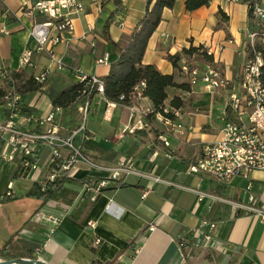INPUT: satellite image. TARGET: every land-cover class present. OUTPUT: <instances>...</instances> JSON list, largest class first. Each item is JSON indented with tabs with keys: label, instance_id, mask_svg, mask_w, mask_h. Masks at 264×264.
Here are the masks:
<instances>
[{
	"label": "crops",
	"instance_id": "1",
	"mask_svg": "<svg viewBox=\"0 0 264 264\" xmlns=\"http://www.w3.org/2000/svg\"><path fill=\"white\" fill-rule=\"evenodd\" d=\"M36 1L41 0H0V29L9 32L0 35V71L20 76L12 87L29 110V114H20L19 124L30 132L47 128L36 121L44 119L54 108V98L81 76L102 79L108 74L117 56L103 36L106 21L114 14L109 38L116 44L125 42L144 15L147 0H120L117 13L111 0H77L83 10L73 18V29L62 33L60 43L53 48L34 54V70H22L18 67L21 53L35 48L29 31L34 22L46 18L37 15L32 20H4L2 12H16L22 4ZM184 3L175 0L173 9L162 11L142 64L153 65L164 75H174L177 83H188L180 72L185 58L175 70L167 56L202 46L212 54V65L228 81V89L214 95L198 83L188 92L168 90L169 99L178 96L186 102L175 120L184 127L183 136L171 135L168 124L158 115L150 118L149 128L137 129L138 121L143 120L140 112L94 94L85 122L89 139L82 141L78 136L74 142L95 167L81 166L65 185V191L46 202L34 196L33 190L49 173L50 149L37 145L34 159L38 169L26 171L18 161L9 164L1 158L2 144L0 250L11 240L15 253L36 255L47 264H91L94 260L103 264H264V221L223 201L264 205V172L254 171L248 178L234 177L228 183L202 173H187L203 145L219 137L225 98L239 86L247 34L258 29L259 21L250 16L247 4L242 2L210 0L208 6L193 12H187ZM257 3L264 8V0ZM104 58L106 62L98 63ZM190 62L200 70L206 66L194 57ZM42 70H48L45 83L39 90L21 96L26 83ZM214 105L220 107L216 119L211 115ZM134 106L152 109L147 98ZM84 107L83 98L61 108L54 121L60 135L66 136L81 124ZM26 116L35 121L25 123ZM6 117L7 111L0 103V122ZM159 135L167 138L169 147L163 145ZM124 158H132L137 170L153 171L172 185L152 184L136 176L112 180L106 168ZM101 182L105 186L100 194L84 189L85 184L96 187ZM149 185L152 192L142 199L143 189ZM9 188L13 198H5ZM192 190L204 196L200 198ZM110 202L113 214L105 211ZM50 218L58 223L54 225ZM204 221L215 223L213 235L223 242L222 250L203 246L195 230ZM95 240H99L98 246Z\"/></svg>",
	"mask_w": 264,
	"mask_h": 264
},
{
	"label": "built area",
	"instance_id": "2",
	"mask_svg": "<svg viewBox=\"0 0 264 264\" xmlns=\"http://www.w3.org/2000/svg\"><path fill=\"white\" fill-rule=\"evenodd\" d=\"M232 1L238 2L237 0ZM250 8L251 16L259 21V27L247 34L245 47L248 46L251 51L250 55L245 52L238 89L233 90L225 98L224 107L221 111L222 126L218 139L204 144L198 158L187 168L188 174H206L220 183H228L238 176L248 178L254 171L264 172V84L261 81L262 68H264V8L259 6L257 0H254ZM82 10L83 5L77 0H41L31 4L24 3L16 12L5 9L2 12L4 20L10 17L17 20L20 18L32 20L37 15L46 18L45 21L33 23L29 36L33 40L35 48H27L21 53L18 67L22 70H34V54L45 49H51L60 43L62 33L73 29V18L80 14ZM8 33L4 28L0 29V35H7ZM258 45L260 49L257 48ZM207 53L211 55L208 49ZM106 61L107 59L104 58L99 60L98 63ZM180 72L187 78L190 86L201 83L204 90L209 94H219L220 91L227 90L229 86L228 81L211 64H206L203 70H200L185 59L180 66ZM47 76L48 70H42L33 76V80L42 85L47 80ZM86 78L81 76L79 80L84 81ZM0 80L3 83V86H0V90L3 92L0 103L7 111L6 120L0 122V148L2 144L4 146L1 158L5 162L12 164L18 161L21 169L35 171L38 169L37 162L34 159L35 147L44 145L49 148L51 152L49 173L46 180L40 184L42 190H45L49 184L54 183L60 177L72 178L81 166L95 167V164L74 141L78 136H81L82 141L89 139L85 124L89 98L94 94L103 95V82L101 79L89 77L88 90L84 92L86 97L84 98L85 107L82 110V122L66 136L60 135L58 127L54 124L56 114L61 112L59 107H54L44 119L36 121L39 125H47L44 131L30 132L22 128L19 124L20 96L12 87L14 80L11 72L1 70ZM143 88V83L135 88L134 97L137 103L143 99ZM132 108L143 116V120L138 121L135 128H149L150 125L145 117L151 114L153 110L140 109L136 106H132ZM163 113L171 115L170 118H167L158 114L168 124L170 134L183 136L185 133L184 127L175 122L180 117V111L165 107ZM32 120H34L32 116L24 118L25 123ZM158 139L165 147H169L170 144L164 135H159ZM64 151L65 155L63 154ZM106 170L110 173L112 180L136 176L149 180L152 184L166 183L155 176L153 171L141 172L137 170L132 158H124L115 165L107 167ZM104 186L105 182L99 183L96 187L85 184L84 189L100 194ZM250 188L251 184L249 183L247 189ZM151 192L152 185L145 187L141 198H146ZM194 192L198 193L200 198L204 196L198 191ZM5 198H13L11 188L6 192ZM223 201L231 204L236 210L242 211L245 215L250 214L264 221V205L257 206L255 202L248 205ZM105 211L108 214H113L112 202L106 206ZM51 220L54 225L58 223L57 219ZM215 228V223L204 221L195 230V233H200V240L204 247L222 250L223 242L213 235ZM95 245H99V240H95Z\"/></svg>",
	"mask_w": 264,
	"mask_h": 264
},
{
	"label": "trees",
	"instance_id": "3",
	"mask_svg": "<svg viewBox=\"0 0 264 264\" xmlns=\"http://www.w3.org/2000/svg\"><path fill=\"white\" fill-rule=\"evenodd\" d=\"M116 6V12L121 9L120 0H111ZM247 4L251 16V6L254 0H237ZM210 0H185L184 6L187 12L196 11L202 7L208 6ZM175 0H147L144 15L139 20L137 26L132 30L125 42L113 43L109 38L108 29L114 14L106 21L104 26L103 36L112 44L116 51V60L110 64L108 74L101 80L103 82V97L106 101L115 103L120 106L132 107L137 104L135 100V88L140 84H144L142 90L143 98H147L152 104L153 112L145 117L146 121L150 124V118L156 115H163L170 118V114H164L165 107L169 109L181 111L186 102L178 96H173L169 99V89H179L184 92L190 90L189 83H177L174 75H164L160 73L153 65H143L142 58L144 56L147 43L152 36L155 29L161 21V14L164 9H173ZM260 49V46H257ZM250 48L245 47V52L250 55ZM184 57L190 61L193 57L201 59L206 64L213 63L212 54L207 53V49L198 46L183 49L180 54L174 56H167L173 68L178 70L180 59ZM17 72L12 73L14 81L19 79ZM89 77L84 81H78L68 88L60 92L53 100L54 107L66 109L86 97L88 90L87 82ZM261 81L264 84V68H262ZM41 84L36 83L34 80H29L20 95L23 96L39 90ZM93 95V94H92ZM3 92L0 90V98ZM90 96L89 99H91ZM122 98V99H120ZM20 114H29V110L21 104L20 100ZM85 144V142H84ZM70 181V178L60 177L54 183L42 190L40 186H36L33 190V195L38 199L46 202L53 197H57L61 192L65 191V185ZM15 258H30L35 259L29 254L15 253L11 240L6 242L0 250V260H11ZM91 264H103L97 260ZM112 264V263H108Z\"/></svg>",
	"mask_w": 264,
	"mask_h": 264
},
{
	"label": "water",
	"instance_id": "4",
	"mask_svg": "<svg viewBox=\"0 0 264 264\" xmlns=\"http://www.w3.org/2000/svg\"><path fill=\"white\" fill-rule=\"evenodd\" d=\"M0 264H47L39 259L15 258L11 260H0Z\"/></svg>",
	"mask_w": 264,
	"mask_h": 264
},
{
	"label": "rangeland",
	"instance_id": "5",
	"mask_svg": "<svg viewBox=\"0 0 264 264\" xmlns=\"http://www.w3.org/2000/svg\"><path fill=\"white\" fill-rule=\"evenodd\" d=\"M220 107L218 105H214L212 108H211V115H212V118L213 119H216L217 116H218V111H219ZM68 112V111H67ZM219 123L217 122V125ZM35 259H38V256L35 255Z\"/></svg>",
	"mask_w": 264,
	"mask_h": 264
}]
</instances>
